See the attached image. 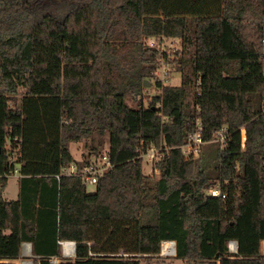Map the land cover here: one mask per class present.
<instances>
[{"label": "trees", "instance_id": "16d2710c", "mask_svg": "<svg viewBox=\"0 0 264 264\" xmlns=\"http://www.w3.org/2000/svg\"><path fill=\"white\" fill-rule=\"evenodd\" d=\"M163 39L180 43V83L156 81L159 95L132 109L167 59L154 49ZM263 40L264 0H0L2 185L6 143L18 163L16 198L0 196V264L24 242L31 264H139L160 243L170 255L169 241L185 264H264ZM196 122L201 145L186 157ZM93 134L106 135L112 168L87 193L56 176L102 152L73 159L68 143ZM150 147L156 177L141 172Z\"/></svg>", "mask_w": 264, "mask_h": 264}, {"label": "rangeland", "instance_id": "374dc122", "mask_svg": "<svg viewBox=\"0 0 264 264\" xmlns=\"http://www.w3.org/2000/svg\"><path fill=\"white\" fill-rule=\"evenodd\" d=\"M157 44L159 46L155 47L154 49L157 51V53H165L167 59L165 60L162 59L164 61H161V59H158L157 68L155 72L153 73V77L152 79H150V81L147 82L148 83L147 89L142 92L141 96L130 98L127 100V104L132 109H137L139 103H141V105L143 106H146L152 97L159 95L160 89L159 87L157 88L155 86L156 81H158L161 86H172V87H176L180 83L179 74L176 71H174L172 68L174 56H176V54L179 51V45H180L179 41L163 39L161 40V43H157ZM151 46H154V42L152 45L147 44V47L150 48ZM262 50L264 52V42L262 44ZM164 62L168 63V66H169L168 68L170 69H168V72L166 73L164 77H161V68H164L165 65H163V67L161 66L162 64H164ZM18 98L19 97H17V99ZM99 140L100 138L97 135L93 134L92 137L90 138L82 139V140L75 141V142H69L68 148H69V151L72 157L74 159L77 158L76 161H78L86 153L92 151L93 147L99 148L100 152L105 150V148L107 147L106 135L102 136L100 140V145L97 146V143L99 142ZM8 146L9 144L6 143L5 144L6 152L9 151ZM9 152H11L10 155H12L15 152V150L13 149L12 151H9ZM10 160H12L11 157H10ZM14 170H15L14 172L6 176V181L3 185L0 183V196L4 200H14L16 198L17 177H18V165L17 164L14 166ZM141 172L143 174H149L150 172H152L154 177H156L158 174L157 170L152 167V164L144 158L141 160ZM85 190L87 193H92L94 191V186H87ZM24 244H27V243L24 242L21 244L20 251H19V258L15 261H12L13 264H25V263L31 264V261L29 259L31 255L30 251L28 255L26 256L23 255V245ZM59 251L61 255V248H59ZM68 257H71V256H68ZM139 264H185V263L174 259V254H171V255L160 256L159 258H153L152 260H150V262H146L142 260Z\"/></svg>", "mask_w": 264, "mask_h": 264}, {"label": "built area", "instance_id": "2783aa9c", "mask_svg": "<svg viewBox=\"0 0 264 264\" xmlns=\"http://www.w3.org/2000/svg\"><path fill=\"white\" fill-rule=\"evenodd\" d=\"M262 42H264V40ZM147 44L152 45L153 42L151 40H148ZM163 65H165V67L161 68V77H164L166 73L168 72V69H170L168 68L169 66L167 63L162 64L161 67H163ZM199 131H200V126L196 122L194 132L188 135L187 142L183 146H181V152L184 156L187 157L189 155H195L198 153L199 147L201 145ZM225 132H226V129L224 127H221L219 130L216 131L214 135L213 141L218 143L219 146H221L225 141ZM240 137H241V145H243L244 133L242 129L240 130ZM160 151H161V148L150 147L146 150L144 154L141 155V157L146 159L148 162H150L153 165L160 159V153H159ZM5 153L7 155V165H10L12 163L13 169L9 171L8 173L10 175V173L15 171L14 166L16 164L18 165V163L16 162L17 155H16V152L10 155V152L9 151L6 152V150H5ZM10 157L12 160H10ZM111 168H112V164L109 162V159L106 153L102 151L99 155L89 158L88 162L80 167H78L75 162H70L68 165L61 167L59 170V174L56 176V178H58V176H76L79 178L81 184L85 188L87 186L95 187L98 178L101 177L106 172H108ZM8 174L6 176H8ZM205 193L206 195L211 196V197H215L220 194L217 186L209 187L208 189H206ZM220 197L223 198L224 196L220 195ZM62 245L63 243L59 242L61 253L63 254ZM227 249L229 252H235L236 251L235 243L232 241H229L227 244ZM259 252H260V255L264 256V240H261L259 243ZM171 254H174L173 245H172ZM165 255L166 254L161 253V243H160L158 256H165ZM65 256L68 257L70 255L63 254L62 257H65ZM50 262L55 264L56 260L51 259Z\"/></svg>", "mask_w": 264, "mask_h": 264}, {"label": "bare ground", "instance_id": "6f19581e", "mask_svg": "<svg viewBox=\"0 0 264 264\" xmlns=\"http://www.w3.org/2000/svg\"><path fill=\"white\" fill-rule=\"evenodd\" d=\"M67 247H70V252H68L66 250ZM62 252L64 255H71L72 254V245L71 243H68V242H64L63 245H62ZM29 254V245L27 244H24L23 245V255H28ZM25 264H28V263H25Z\"/></svg>", "mask_w": 264, "mask_h": 264}, {"label": "water", "instance_id": "95a60500", "mask_svg": "<svg viewBox=\"0 0 264 264\" xmlns=\"http://www.w3.org/2000/svg\"><path fill=\"white\" fill-rule=\"evenodd\" d=\"M145 86H148V83L147 82H145V84H144ZM64 242H68V243H71V245H72V254L70 255L71 257H73L74 256V242H72V241H62V242H60V243H64ZM172 242V245H173V249H174V242L173 241H171ZM232 242H234V241H232ZM235 243V242H234ZM22 244V243H21ZM28 245H29V243H27ZM235 247H236V243H235ZM29 251H30V249H29ZM61 255L63 256V254L61 253ZM30 263V262H29Z\"/></svg>", "mask_w": 264, "mask_h": 264}, {"label": "crops", "instance_id": "0c3cea01", "mask_svg": "<svg viewBox=\"0 0 264 264\" xmlns=\"http://www.w3.org/2000/svg\"><path fill=\"white\" fill-rule=\"evenodd\" d=\"M74 159V158H73ZM74 160H77V158H75ZM79 161V160H78ZM29 249H30V247H29Z\"/></svg>", "mask_w": 264, "mask_h": 264}]
</instances>
